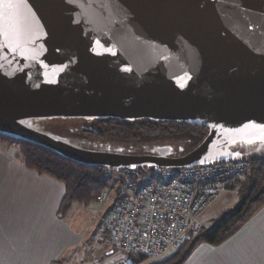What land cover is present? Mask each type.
Returning <instances> with one entry per match:
<instances>
[{
    "label": "water",
    "instance_id": "1",
    "mask_svg": "<svg viewBox=\"0 0 264 264\" xmlns=\"http://www.w3.org/2000/svg\"><path fill=\"white\" fill-rule=\"evenodd\" d=\"M12 5V6H9ZM50 119L205 127L191 151L85 149ZM264 135V0H0V136L72 163L181 169L245 158Z\"/></svg>",
    "mask_w": 264,
    "mask_h": 264
},
{
    "label": "crops",
    "instance_id": "2",
    "mask_svg": "<svg viewBox=\"0 0 264 264\" xmlns=\"http://www.w3.org/2000/svg\"><path fill=\"white\" fill-rule=\"evenodd\" d=\"M63 195L61 183L26 169L0 141V264H99L87 260L88 239L58 216ZM96 236L98 259L107 248L110 264L124 256L107 234ZM184 264H264V207L222 245H198Z\"/></svg>",
    "mask_w": 264,
    "mask_h": 264
},
{
    "label": "built area",
    "instance_id": "3",
    "mask_svg": "<svg viewBox=\"0 0 264 264\" xmlns=\"http://www.w3.org/2000/svg\"><path fill=\"white\" fill-rule=\"evenodd\" d=\"M250 168L246 159L181 169H122L120 198L97 228L125 251L113 264H136L132 256L157 260L196 234L199 218ZM111 171V170H108ZM109 190L99 203L108 199ZM115 196V195H114ZM96 236V237H97Z\"/></svg>",
    "mask_w": 264,
    "mask_h": 264
},
{
    "label": "trees",
    "instance_id": "4",
    "mask_svg": "<svg viewBox=\"0 0 264 264\" xmlns=\"http://www.w3.org/2000/svg\"><path fill=\"white\" fill-rule=\"evenodd\" d=\"M100 137L115 141L143 142L155 139H177L188 137L196 145L207 133L205 127L179 122H156L151 120L119 121L109 119L98 123ZM7 148H11L16 159L28 170L47 176L61 183L64 195L58 208L63 218L75 206L88 207L99 203L100 195L110 190L115 182L120 185L116 172L102 168H89L65 160L36 145L0 136ZM246 160L249 172L238 180L227 192L235 193L238 201L234 207L220 212L208 224H200L196 234L165 257L152 262L142 256L133 255L136 264H184L196 247L206 244L212 247L222 245L264 207V157ZM119 189L111 208L116 205Z\"/></svg>",
    "mask_w": 264,
    "mask_h": 264
},
{
    "label": "rangeland",
    "instance_id": "5",
    "mask_svg": "<svg viewBox=\"0 0 264 264\" xmlns=\"http://www.w3.org/2000/svg\"><path fill=\"white\" fill-rule=\"evenodd\" d=\"M85 120L90 122H87ZM97 120L98 119H82V120L81 119H50V120L41 121L44 122L42 127L43 129L42 128L41 129L46 132L48 131L50 133H54L59 137L71 140L75 144L81 145L82 143L84 146L83 148L85 149L122 151L123 153H131V154H147L150 151H152L155 147L169 145L173 148L172 155L180 156L194 149L205 137L204 136L196 145H194L195 140L188 137H179L177 139H163V140L155 139V140L143 141V142H128V141L119 142V141L107 139L105 137H97L94 138L96 139V141L93 140L90 142L80 141L81 140L80 138H82L86 132L92 133L91 129L95 127L94 123L97 124L98 122ZM84 129L86 130L85 132ZM256 147H258L256 143L247 147L245 145H237L233 147L232 150L243 152L245 158L242 159L263 158L264 157L263 148L261 149V151L259 150L258 152H252V153L249 152ZM248 172L249 170L246 172V174ZM246 174L244 176H246ZM115 188H118L116 182L115 184H113V187L109 190L108 199L105 202L91 204L88 207H81L74 205L72 207L73 208L72 211H70L66 215V219L72 225L73 229L75 231L80 232L83 237H86L88 239V246H87L88 258L87 256L86 258L87 260H89V262L94 261L92 259L98 260L99 264H110L112 262V260H110L112 259V257L110 258V255H106V252L110 250L109 248H107L106 251L104 252V255L101 256L100 259H98V256L100 255L92 249L93 246L95 245H92L91 240L92 238L95 239L97 228L100 226L101 221L107 215L106 212L109 206L113 204L115 197L113 189ZM237 201L238 199L235 193L224 192L209 209L205 210L202 213V215L198 220L199 226L202 223L208 224L213 218L217 217L220 214V212L231 209L236 205ZM95 242L96 241L94 240L93 244H95ZM117 249H118L117 253H120L121 255H125V251L123 249L119 247H117ZM95 255L96 257H94ZM79 261H80L79 258H77L76 260L68 264H80ZM151 261L155 262L157 260H151Z\"/></svg>",
    "mask_w": 264,
    "mask_h": 264
},
{
    "label": "flooded vegetation",
    "instance_id": "6",
    "mask_svg": "<svg viewBox=\"0 0 264 264\" xmlns=\"http://www.w3.org/2000/svg\"><path fill=\"white\" fill-rule=\"evenodd\" d=\"M82 120V119H81ZM106 120H109V119H98L97 121V124L96 123H94V126L95 127H93L92 129H91V131H92V133H85L84 134V136L82 137V138H80L81 140L80 141H82V142H90V141H96V139H94V138H97V137H100V134H99V130H98V128H97V126L99 125L98 123H102V122H105ZM85 121H87V120H85ZM87 122H90V121H87ZM128 122H130V121H128ZM43 124H44V122H41V121H32V125L34 126V127H36V128H38V129H41L42 127H43ZM43 129V128H42ZM86 130L84 129V132H85ZM48 132V131H47ZM48 133H50V132H48ZM51 134H54V133H51ZM55 135V134H54ZM84 140V141H83ZM73 145H77V146H80L81 148H83L84 146H83V144L81 143V145H78V144H75L74 142H72L71 140H69ZM98 141V140H97ZM100 141H102V140H100ZM257 145H258V147H256V148H254L252 151H249V152H258L259 150L261 151V149L263 148L264 149V135H263V137L261 138V140L260 141H258V143H256ZM249 154V153H248Z\"/></svg>",
    "mask_w": 264,
    "mask_h": 264
},
{
    "label": "snow or ice",
    "instance_id": "7",
    "mask_svg": "<svg viewBox=\"0 0 264 264\" xmlns=\"http://www.w3.org/2000/svg\"><path fill=\"white\" fill-rule=\"evenodd\" d=\"M9 6H12V5H9Z\"/></svg>",
    "mask_w": 264,
    "mask_h": 264
}]
</instances>
